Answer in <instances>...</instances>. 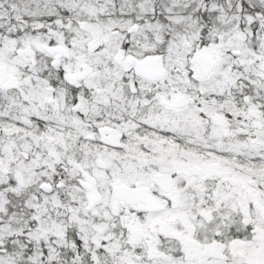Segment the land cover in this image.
I'll return each mask as SVG.
<instances>
[{
	"label": "snow or ice",
	"instance_id": "6c2138e0",
	"mask_svg": "<svg viewBox=\"0 0 264 264\" xmlns=\"http://www.w3.org/2000/svg\"><path fill=\"white\" fill-rule=\"evenodd\" d=\"M0 264H264V0H0Z\"/></svg>",
	"mask_w": 264,
	"mask_h": 264
}]
</instances>
